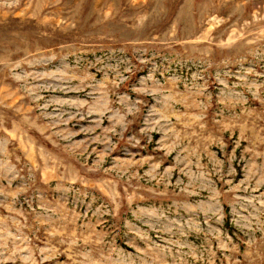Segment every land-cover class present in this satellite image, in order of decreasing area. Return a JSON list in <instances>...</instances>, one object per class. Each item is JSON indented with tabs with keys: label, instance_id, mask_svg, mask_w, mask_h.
<instances>
[{
	"label": "rangeland",
	"instance_id": "1",
	"mask_svg": "<svg viewBox=\"0 0 264 264\" xmlns=\"http://www.w3.org/2000/svg\"><path fill=\"white\" fill-rule=\"evenodd\" d=\"M0 264H264V0H0Z\"/></svg>",
	"mask_w": 264,
	"mask_h": 264
}]
</instances>
